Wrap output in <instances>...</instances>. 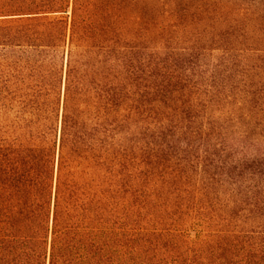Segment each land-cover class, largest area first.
I'll return each mask as SVG.
<instances>
[{
    "label": "trees",
    "instance_id": "trees-1",
    "mask_svg": "<svg viewBox=\"0 0 264 264\" xmlns=\"http://www.w3.org/2000/svg\"><path fill=\"white\" fill-rule=\"evenodd\" d=\"M0 264H264V0H0Z\"/></svg>",
    "mask_w": 264,
    "mask_h": 264
}]
</instances>
